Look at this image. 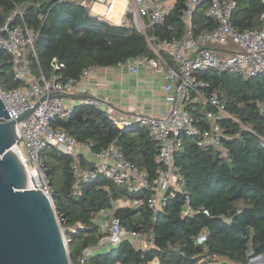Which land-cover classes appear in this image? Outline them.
Instances as JSON below:
<instances>
[{"label": "trees", "instance_id": "1", "mask_svg": "<svg viewBox=\"0 0 264 264\" xmlns=\"http://www.w3.org/2000/svg\"><path fill=\"white\" fill-rule=\"evenodd\" d=\"M80 1L0 0V23L16 6H22L24 19L17 18L14 25L22 23L36 34L34 51L28 53L33 74L51 76L54 58L65 64L60 73L67 80L78 79L88 66L110 67L142 55L155 57L144 35L92 14ZM182 2L179 0L166 26L157 29L162 37L182 36ZM263 11L260 0H237L235 28H259ZM197 14L198 31L211 28L199 10ZM196 75L209 84V91H220L233 117L222 121L230 137L224 142L229 152L223 156L217 150L198 147L193 137L183 136L175 164L186 187L175 197L167 195L156 218L148 203L151 188L131 192L128 186L101 175L77 192L72 163L79 159L87 167L90 162L83 155H65L53 145L43 150L42 166L72 264H78L84 251L104 237L95 218L100 211L112 209L116 201L140 204L120 207L114 216L127 230L147 233L150 246L142 249L127 238L110 250L97 251L86 264H251L264 253V73L250 79L215 70ZM0 86L3 90L20 86L7 51H0ZM200 111L201 107L191 110L199 122ZM54 128L86 143L94 153L115 142L150 182L158 176V146L145 127L122 131L106 111L82 104L58 117ZM187 197L193 214H184ZM204 233L206 240L199 243Z\"/></svg>", "mask_w": 264, "mask_h": 264}, {"label": "built area", "instance_id": "2", "mask_svg": "<svg viewBox=\"0 0 264 264\" xmlns=\"http://www.w3.org/2000/svg\"><path fill=\"white\" fill-rule=\"evenodd\" d=\"M123 1L125 5L117 20L110 18L116 0H81L80 5L88 7L94 15L132 28L145 36L155 57L142 55L117 66H127L136 73L146 66L162 74L166 81L164 92L168 108L159 115L122 116L109 103L108 98H90L84 104L106 111L122 131L137 127L148 129L149 135L157 143V161L161 164L153 183L115 142L102 152L94 153L86 143L54 128L56 119L66 116L72 110L67 109L62 95L69 93L80 79L88 77L97 67L88 66L78 79L66 80L60 73L66 68L65 64L54 58V73L51 76L33 74L29 69L28 53L34 51L36 34L22 23L14 25L17 18L24 19L22 6H16L6 21L0 23V51L11 54L15 78L20 81V86L11 90H3L0 86V99L10 116L8 119L0 118V122L17 120L20 115L34 109L29 116L17 121L19 138L13 147L26 170L28 189L41 191L52 200V188L42 166L41 154L46 147L53 145L65 155H83L90 162L91 165L87 167H82L79 159L72 163L77 192L83 184L101 175L117 185L128 186L131 192L151 188L153 195L148 203L156 218L167 195L175 197L177 192L184 191L186 187V180L175 164V154L182 145L183 136L193 137L200 148L214 149L223 156L228 155L229 150L224 142L230 137L222 121L233 117L227 111L226 103L221 100L220 91H209V84L196 74L215 70L238 74L245 79L263 74L264 11L259 28L238 30L234 26L237 0H183L179 10L184 22L183 34L179 38L170 39L159 35L157 29L166 26L179 0ZM260 2L264 9V0ZM198 10L210 21L211 28L198 31ZM198 107L203 110L200 111L203 114L201 122L191 112ZM136 205L130 201H116L112 209L97 214L95 223L99 225L104 237L84 251L78 264H86L88 258L97 251L109 244L117 246L127 238L138 242V247L142 249L150 246L147 233L127 230L121 219L114 216L116 209ZM184 214H193L189 197L186 199ZM205 214L209 215V212L205 210ZM206 236V233L202 234L198 242L203 243Z\"/></svg>", "mask_w": 264, "mask_h": 264}, {"label": "water", "instance_id": "3", "mask_svg": "<svg viewBox=\"0 0 264 264\" xmlns=\"http://www.w3.org/2000/svg\"><path fill=\"white\" fill-rule=\"evenodd\" d=\"M33 110L17 120L0 122V264H72L53 201L27 188L26 170L12 151L19 138L17 121ZM9 117L0 99V118Z\"/></svg>", "mask_w": 264, "mask_h": 264}, {"label": "crops", "instance_id": "4", "mask_svg": "<svg viewBox=\"0 0 264 264\" xmlns=\"http://www.w3.org/2000/svg\"><path fill=\"white\" fill-rule=\"evenodd\" d=\"M124 5L125 2L122 8ZM102 10L100 8V11ZM118 14L120 16L121 12ZM165 84L162 74L146 66L141 67L137 73L130 71L127 66L97 67L88 77L80 79L74 85L65 97V104L67 109L71 110L90 98H108L109 103L117 108L122 116L159 115L168 108L165 101ZM100 251L104 252V248Z\"/></svg>", "mask_w": 264, "mask_h": 264}, {"label": "bare ground", "instance_id": "5", "mask_svg": "<svg viewBox=\"0 0 264 264\" xmlns=\"http://www.w3.org/2000/svg\"><path fill=\"white\" fill-rule=\"evenodd\" d=\"M123 4H124V1L122 0H116L115 4H114V7L112 9V11L110 12V18L113 19L114 17H119V14L121 11H122V7H123ZM103 11V10H102ZM111 15L113 17H111ZM116 15V16H115ZM117 20V19H115ZM13 152L16 153V155L19 157V154L18 152L15 150V149H12ZM20 158V157H19ZM28 177V176H27ZM28 183H29V179L27 180V187H28Z\"/></svg>", "mask_w": 264, "mask_h": 264}, {"label": "rangeland", "instance_id": "6", "mask_svg": "<svg viewBox=\"0 0 264 264\" xmlns=\"http://www.w3.org/2000/svg\"><path fill=\"white\" fill-rule=\"evenodd\" d=\"M113 246L112 245H108L104 248V251L106 250H110ZM103 250V249H102ZM153 264H157V262L155 261ZM251 264H264V255L261 256L259 259H257L256 261H254V263H251Z\"/></svg>", "mask_w": 264, "mask_h": 264}]
</instances>
